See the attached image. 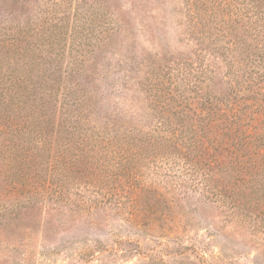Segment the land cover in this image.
I'll return each mask as SVG.
<instances>
[{
	"label": "trees",
	"instance_id": "16d2710c",
	"mask_svg": "<svg viewBox=\"0 0 264 264\" xmlns=\"http://www.w3.org/2000/svg\"><path fill=\"white\" fill-rule=\"evenodd\" d=\"M50 3L24 26L5 27L0 39V173L11 188L59 195L67 166L58 148L90 145L84 174L92 173V205L124 212L135 226L165 232L190 200L229 220L264 224V0H186L192 53L155 61L143 83L154 122L142 127L112 117L77 141L79 125L70 120L87 104L71 80L73 57L63 63L67 42L72 51L87 24L101 40L121 22L108 0ZM206 56L221 63V95L212 90L215 70Z\"/></svg>",
	"mask_w": 264,
	"mask_h": 264
},
{
	"label": "rangeland",
	"instance_id": "374dc122",
	"mask_svg": "<svg viewBox=\"0 0 264 264\" xmlns=\"http://www.w3.org/2000/svg\"><path fill=\"white\" fill-rule=\"evenodd\" d=\"M185 2L108 0L119 29L96 40L87 24L75 34L72 51L67 42L63 63L69 66L73 57L71 80L87 104L76 107L78 121L70 120L79 125L73 139L92 135L112 117L142 127L154 122L143 87L149 66L189 57L195 46L185 32ZM50 6V0H0V39L5 27L24 26L39 8ZM206 61L215 70L212 90L221 95V63L210 56ZM79 146L58 148L67 166L59 195L16 193L11 178L0 173V264H264V224L256 219L229 220L219 208L190 200L165 232L156 233L111 206L95 207L92 173L84 174L92 165V147ZM2 155L0 145V163ZM68 162L79 171H68Z\"/></svg>",
	"mask_w": 264,
	"mask_h": 264
}]
</instances>
